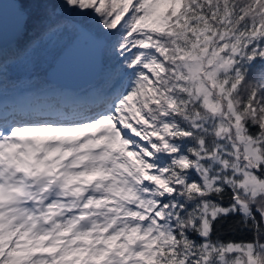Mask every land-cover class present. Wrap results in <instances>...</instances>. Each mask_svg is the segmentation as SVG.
<instances>
[{
    "label": "snow or ice",
    "instance_id": "snow-or-ice-1",
    "mask_svg": "<svg viewBox=\"0 0 264 264\" xmlns=\"http://www.w3.org/2000/svg\"><path fill=\"white\" fill-rule=\"evenodd\" d=\"M12 4L0 88L66 32L90 35L85 17L126 83L99 106L0 121V264H264V0ZM230 215L251 240H211Z\"/></svg>",
    "mask_w": 264,
    "mask_h": 264
},
{
    "label": "trees",
    "instance_id": "trees-1",
    "mask_svg": "<svg viewBox=\"0 0 264 264\" xmlns=\"http://www.w3.org/2000/svg\"><path fill=\"white\" fill-rule=\"evenodd\" d=\"M69 18L77 19L74 16ZM78 22L85 24L95 37L110 40L108 34L99 26L98 21L85 17L79 19ZM32 26L33 20H30L22 39L31 38ZM73 36L75 34L66 32L54 47H50L41 54L38 72L24 73L19 69L13 70L14 68L5 70L3 87L0 88V121L6 120L10 123L13 119L28 116L48 118L57 111L79 110L85 106L95 107L106 102L108 97L102 84L98 83L99 79L89 86L78 87L76 84L73 89H68L58 83L52 84L45 78L46 71ZM258 70L259 62L253 69L250 80L256 76ZM238 220V215L218 219L213 224L211 240L217 243H239L251 240L252 234L248 229L241 227ZM189 238L196 240L197 243L201 239L195 233H189Z\"/></svg>",
    "mask_w": 264,
    "mask_h": 264
},
{
    "label": "water",
    "instance_id": "water-1",
    "mask_svg": "<svg viewBox=\"0 0 264 264\" xmlns=\"http://www.w3.org/2000/svg\"><path fill=\"white\" fill-rule=\"evenodd\" d=\"M0 25L3 26V32H7L4 36V43L7 45L17 25L16 10L13 8L12 0H0ZM103 45L104 40L101 37H95L92 33L85 36H73L69 44L59 53L52 66L46 71L45 78L50 83L56 84L53 79L56 76L63 74L72 76L79 71H85L86 78L89 79L78 82L77 85L78 87L89 86L99 75Z\"/></svg>",
    "mask_w": 264,
    "mask_h": 264
},
{
    "label": "rangeland",
    "instance_id": "rangeland-1",
    "mask_svg": "<svg viewBox=\"0 0 264 264\" xmlns=\"http://www.w3.org/2000/svg\"><path fill=\"white\" fill-rule=\"evenodd\" d=\"M102 39L104 40V45L101 49L100 72L99 75L91 83L97 82V80L99 79L98 83L102 84V86L104 87V91L107 94L108 97L106 98V102H107L110 96L113 94V92L118 91L120 87L126 83V76L123 73L119 72V70L117 69V61L110 55V51H109L110 40H105L104 38ZM13 70H18V69L14 68ZM89 72L88 74L90 75ZM87 78L86 77L83 78V80L80 82L86 81ZM53 79L55 80L56 83L68 89H73L76 86V84H72V82L68 77L65 79L64 75L56 76Z\"/></svg>",
    "mask_w": 264,
    "mask_h": 264
},
{
    "label": "bare ground",
    "instance_id": "bare-ground-1",
    "mask_svg": "<svg viewBox=\"0 0 264 264\" xmlns=\"http://www.w3.org/2000/svg\"><path fill=\"white\" fill-rule=\"evenodd\" d=\"M6 33L3 32V36H5ZM63 75L65 76V79L68 77L70 79V81L72 82V84H77L78 82L82 81L83 78L86 77V72L85 71H82V72L79 71L75 75H72V76H67L65 74H63Z\"/></svg>",
    "mask_w": 264,
    "mask_h": 264
}]
</instances>
